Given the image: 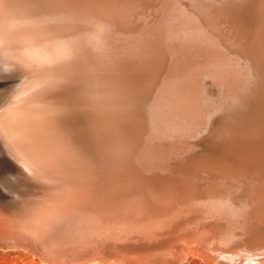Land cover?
Wrapping results in <instances>:
<instances>
[{"label": "bare ground", "instance_id": "obj_1", "mask_svg": "<svg viewBox=\"0 0 264 264\" xmlns=\"http://www.w3.org/2000/svg\"><path fill=\"white\" fill-rule=\"evenodd\" d=\"M119 1L118 3L115 0H0V67L4 65L13 67L14 72L16 71L19 75L16 85L0 98V141L24 170L17 175L25 179L22 180L24 185L38 184L43 188L46 187L45 189L54 190L52 188L54 187L53 181L58 172L59 175L70 174L78 168H74L75 164L68 162L72 161L70 157L73 156L78 161L77 163L90 165V173L97 175L102 180L125 181L126 184H123L122 189H125V197L131 194L130 202L136 201L138 195L146 193L148 201L162 197L160 198L162 202L166 200L169 203L171 199L169 206L175 210L185 208L188 211H193L192 209H194L195 213L210 214L212 212L214 217L219 215L223 217L222 215L225 213L223 209L219 211L214 209V207L218 208L220 203L211 205L214 193L224 190H221L220 185L214 183L216 179L222 180L219 176L214 177L216 176L214 172L216 166L214 171L208 169L215 175L207 172L205 175L208 173L210 175L205 176L206 178L203 177L204 172L201 174L202 177L195 172L192 176L188 175L190 177L186 179L175 180L174 178L177 193L173 197L169 196L171 184L168 183V179H170V175L173 176L171 173H177L172 170L171 166L173 167L177 162V155L184 148L182 147L184 141H181L180 137L190 138L193 133L197 135L198 128L205 123V117L209 115L203 112L204 101L197 98L198 81L195 80H201L211 74L220 75L219 84L236 80V76L232 77L235 79L231 78L235 68L230 67L233 64L228 61L230 56L228 59L226 54L221 53L223 50L205 45L211 39L201 40L200 38L206 37V34L204 35L205 31L197 30V28L191 34L193 36L191 41H183L176 37L166 38L167 42H163L165 67L160 71L162 74L158 79L161 81L158 88L154 90V97L150 101L148 110L142 112L137 107L140 106V101L135 100L132 95L129 96L127 91H125L127 95L120 92L124 89L121 86L124 85L131 89L140 80H130L129 85H120V89L123 88L119 91L122 93L121 96H112V82L105 80L102 60L100 55L96 56L92 51V41L88 36L90 31H88V27L92 25L91 23L99 21L98 24H100V20H102L108 27L111 26L112 31L115 29L114 32L120 33L117 38L121 45L115 46L113 49L125 56L128 54V42L134 41V38L132 39L129 32H126L130 28L123 18L126 15L125 9H123L125 2ZM137 1L139 0H135L132 4L137 6L135 5ZM157 1H160L158 13L163 10L164 14L168 11L167 8L172 5L169 4L173 3L172 0ZM145 5L149 6V4ZM114 6L117 7V11L112 8ZM204 6L202 14L206 21L211 19V22L212 17L216 16L214 14L221 12L224 18L229 21L230 26H236V31L239 26L243 32L256 24L263 26L264 23V12L261 10L264 6L263 0L258 3L256 0H222L216 5ZM129 7L130 10L132 6ZM137 8L139 7L132 8L131 13L132 11L134 13L136 10L133 9ZM201 10L199 7L198 11L201 12ZM164 14H160V16ZM112 16L117 18V22L113 21ZM126 17L129 16L126 15ZM193 28L194 26L191 29ZM161 30L163 29L161 28ZM110 33L113 32L110 31ZM180 37L182 39V36ZM97 39L100 40V36ZM261 39H264V32ZM119 55L118 57H120ZM259 55L261 56V54ZM111 74L109 73V76ZM237 75L239 76V74ZM133 91L131 89V94ZM114 99L117 110L120 105L122 114L118 115L116 107L113 108ZM259 99H255V104H258L256 110L259 111L257 115L263 114L264 116V97ZM242 109L244 112L245 108L242 107ZM127 115H130V118H125ZM180 116L184 119L187 117L186 127L182 125L189 132L178 136L177 131L182 128L178 119ZM262 117L259 116V119ZM252 121L253 119L250 123ZM258 121L260 122V120ZM262 124H264V117ZM261 128L264 130V126ZM249 133L251 134V132ZM207 138L206 141H208ZM203 139H205L204 136ZM253 139L255 142L252 140L253 142L247 148L254 156L261 159L264 152V136L257 139L255 136ZM249 140L251 141V139ZM186 149L188 148L186 147ZM208 161L211 162V160ZM222 163L221 166L224 167L225 164ZM183 164H186V161ZM187 167H190L189 164ZM227 167L224 169L229 171ZM219 168L217 169L220 170ZM191 170L193 171V169ZM184 171L186 174L188 170ZM195 171L197 170L195 169ZM228 173L230 174V172ZM186 191L190 193L188 194ZM219 193L222 194L223 191ZM186 234L181 241L179 240L184 243L181 244L184 250L179 253L178 257L180 263L199 264V260L194 256L198 250H192L191 247L186 249L184 246L187 244L194 246L198 241H195L190 230ZM242 258L245 257L242 256Z\"/></svg>", "mask_w": 264, "mask_h": 264}, {"label": "water", "instance_id": "obj_2", "mask_svg": "<svg viewBox=\"0 0 264 264\" xmlns=\"http://www.w3.org/2000/svg\"><path fill=\"white\" fill-rule=\"evenodd\" d=\"M140 5L139 10L143 11L139 16L141 20L136 15V22L133 20L139 30L133 29L135 31L130 37L134 41L128 42V51L134 54L132 62L138 64L136 68H128L125 59L118 57L113 49L121 45L117 38L120 33L114 32L115 29L112 31L111 26L109 28L102 20L100 24L98 21L88 27L91 49L96 56L100 55L105 80L112 81L114 91L117 88L114 83L129 85L130 80L127 79L137 73V68L140 73L146 70L142 69L146 67L143 57L155 62L159 57H162L161 60L165 57V32L161 31L160 16L157 19V15L151 12L152 6ZM261 10L264 12V6ZM158 14H164V11ZM112 19L117 22L115 16ZM99 36L100 40L97 39ZM108 72L112 73L111 76ZM18 80L19 75L13 67L1 66L0 98ZM115 103L114 99V109ZM118 106L119 115L121 107ZM127 117L130 118V115ZM239 139L247 141L242 137ZM189 156L185 152L182 159L187 160ZM70 158L72 161H67L78 168L74 173L64 175H59L57 171L54 190L38 184L27 186L22 183L23 178L17 176L24 170L0 141V249H23L51 264L95 261L110 264H181L178 257L184 250L181 247L184 243L180 241L190 230L198 242L194 246H184L198 250L194 256L199 264H230L219 256L218 251L225 250L224 246H243L246 251H252L245 254L244 261L248 263H242L241 258L236 264H264V250L259 253L254 250L256 246L264 248V194L240 205L212 200V206L223 204L214 207L218 211L223 209V217H214L212 212L195 213L194 209L175 210L169 206L171 199L169 203L166 200L162 202V197L149 200L147 204L146 193L130 202L131 194L125 197V189H122L125 181L102 180L90 173V165L77 163L73 156ZM168 183L171 184L169 196L173 197L177 193L174 176L168 179Z\"/></svg>", "mask_w": 264, "mask_h": 264}, {"label": "rangeland", "instance_id": "obj_3", "mask_svg": "<svg viewBox=\"0 0 264 264\" xmlns=\"http://www.w3.org/2000/svg\"><path fill=\"white\" fill-rule=\"evenodd\" d=\"M115 1H118V3H119V0H115ZM121 1L125 2L124 3L125 8L123 7V9H125V14L127 16H129V17H126V15L123 16L124 22L126 21L125 23L130 28V29L128 28L129 30L126 32H129V34L131 35L132 31L139 30V27L137 26L136 23L133 22V20L136 22L137 19L136 20L134 19L135 15L137 18H139L140 14H142L143 11L139 10L141 8V6H140L141 2H139V1H143V0L137 1V3H135V5H137V6H134V4H132L133 2H135V0H133V1L131 0L129 2H128V0H121ZM156 1L157 0H145L142 3L146 2L144 4H149V6L151 5L152 6L151 12L155 13V15H158L157 19H159L160 14H158V6H159L160 1H158V3H156ZM172 1H173V3L169 4V5H171V4L172 5L167 8L168 11L163 16L161 15L160 19L158 20L159 24L161 25V28L163 29L161 31H164L166 33L164 35L163 42H167L166 38H168V37H173V38L176 37V38L183 40V41H191V40H193V38H192L193 36L191 34L195 28H197V30L199 29L200 31L201 30L205 31L204 35L206 34V37L200 38V39L201 40L202 39L203 40H206V39L209 40V38H210L211 40H209L208 42L205 41L206 42L205 45H208V46L211 45V47H214L216 49L219 48L218 50H221V51L223 50L222 52L221 51L220 52L222 54H226L228 56V59L230 56V59L228 61L231 62L230 64L233 63L232 65H230V67L233 66L232 68H235L234 69L235 71H234L233 75L231 76V78L236 76L238 79L236 78V80H233V81L231 80L232 82L229 81L226 84L223 82H221V84H219V82H220L219 80H221L219 78L220 75L217 76V74H213V75L211 74L209 76L206 75L205 77H203L204 80H203V78H201V80H195L196 82L198 81L197 82V90L198 91H196L198 96H197V94H196V96L198 99H202L204 101V103H203L204 106L202 105L203 112H204V114H206V115L209 114V115L208 116L205 115L206 121H205V123L202 124L203 126L201 125L198 128L197 135H196V133L192 134L194 136V138L192 135H191L192 137H190V138L183 137V136H182V138L180 137V140L184 141V142H182L183 143L182 147H184L183 148L184 150L181 149L179 151V153L177 155L178 158L176 160L177 162H175V164L173 163L174 164L173 167L171 166L172 164L170 165L172 170L177 172V173H173V174L171 173V174L174 176L175 180L176 179L181 180L180 178H182V179L189 178L190 176H192L193 173L195 174V172L198 175H200L201 177H202L201 174H203L202 172H204V175H203L204 178H206L210 174L211 175L216 174V176H214V177L216 178L219 176L220 178H222V180L216 179V181H214V183L220 185L221 190L222 189H224V190H222L223 191L222 194L219 193L222 191L214 193V195L212 197L213 198L212 200L214 202H218V201L222 202V200H223L224 202L228 203L229 205H240L242 203H249L254 197H258L259 194H261V195L264 194V154H263L262 158L260 159L256 155L254 156L253 153H251L250 149L248 150V148H247L248 145L251 144L255 140V139H253V138H255V136H256V139L260 136L261 137L264 136V133H263L264 130H263V128H261L264 126V124H262L264 116H263V114H260L259 116H261V117L263 116V117L261 119H259V116L257 115V113L259 114V111H258V109L256 110L258 104L257 103L255 104V101L257 99L260 100L259 99L260 97H264V72H263L264 71V65H263L264 58H262V57H264V45H263L264 39H261L262 33L264 32V23H263V26H262V24L261 25L256 24L255 26L251 27V29H249V30L246 29V31H243V32L239 26L237 28V31H236V26H234V27L230 26L229 21L227 20V18H224V15L221 12H220V14L215 13V11H213L215 14L213 12H211L212 14L216 15L214 18L212 17L211 22H210V20H211L210 18H209L210 20H207L208 21L207 22L205 17L202 14V11H203L202 7L204 5H208V4L209 5L215 4L216 5L220 2H222V0L221 1H219V0H195V2H194V0H172ZM248 1H253V0H248ZM260 1L261 0H256V3L260 2ZM195 3H196V6H195ZM202 3H204V4H202ZM130 5L132 6L130 10H132V8L139 7L137 9H133V10H136V11H134V13L135 12H137V13L134 14L133 11L131 13V11L129 10ZM116 6H114L112 8H114L116 10V8H117ZM199 7H200V10L202 9L201 12L198 11ZM204 7H207V6H204ZM155 10L157 13L155 12ZM171 10L174 12H172ZM128 14H130V15H128ZM185 17H187V18H185ZM139 19L141 20V18H139ZM186 24H189V25H186ZM191 25L194 26L193 29H191L192 28ZM205 26L208 27L207 28L208 31H207V29H205L206 28ZM133 29H135V30H133ZM238 31L239 32L241 31L242 33L240 32V34H239ZM162 33L163 32H161V34ZM170 33H171V35H170ZM252 33H253V35H252ZM180 36H182V39ZM185 36L187 37L186 39H185ZM163 47H164V45H163ZM162 53H164L163 50H162ZM128 54H129V56L126 55L127 57L126 56L124 57L123 53L117 52V55H119L122 59H125L126 64L127 63L129 64V65L127 64L128 68L129 67L136 68V66L138 67L137 63L132 62V61H134L133 60L134 55L131 54V52H129V51H128ZM259 54H261L262 57ZM136 56H138V55H136ZM161 59H162V57L161 58L159 57V59H157V61L155 62L152 59H149V58L145 59V57H144L143 60L145 61V64L144 63L143 64H144V66L146 65V67L145 68L143 67L142 69L143 70L146 69V70H144V72L140 73L141 72L140 69L137 68V73L135 72L134 73L135 75H133L127 79V80H140L139 81L140 85L138 82L137 85H134L133 87H131L132 91L134 89V91L132 92L133 94H131V92H130L131 89L129 88L130 89L129 90L126 86L125 87L127 89L124 86H121L124 89L122 88L123 91H120V90H122V89H120L121 88L120 85L118 86L117 83L116 84L114 83L117 86V88L114 91V87L112 86L113 84L111 85L112 90H113L111 92L112 96L118 97L120 94L125 93V91H127L129 96L132 95V97H134L135 100L137 99L138 101H140V104H139L140 106H137L139 108V110H141L142 112L143 111L146 112L149 108L150 101L154 97L153 96L154 90H156L158 88L159 83L161 81V80H158L160 78L159 76H161V74H162V73H160V71L162 70V68L165 67L164 62ZM261 61H262V63H261ZM131 63H132V66H131ZM72 64H74V63H72ZM160 64H162V65H160ZM148 69H149V71H148ZM259 70H262V71H259ZM237 74H239V76ZM133 77H134V79H133ZM152 79H154L153 80L154 82L151 81ZM232 79H235V78H232ZM110 81L111 80H109V81L107 80V82H110ZM148 81H149V85H148ZM258 82H259V84H258ZM259 85H260V87H259ZM198 86L200 87L199 89H198ZM256 86H258V87H256ZM203 88H204V90H202ZM117 89H118V91H117ZM119 91L122 93H119ZM117 92L119 94H115ZM125 94L127 95V93H125ZM199 94H200V96H199ZM208 94H209V96H208ZM210 94H211V96H210ZM261 95H263V96H261ZM205 104H207V105H205ZM244 104H246V105H244ZM134 106H136V105L134 104ZM242 107L245 108L244 112H243ZM248 107H250V108H248ZM246 111L247 112L249 111V113H246ZM251 114H252V116H251ZM226 116H228L229 118H232V119H229ZM219 117H224L225 119L219 118ZM254 117H255V119H254ZM185 118L186 119L182 118L181 116L178 117L179 122H180L179 124H181L180 126H182V128L178 129V131H177L179 133V134L177 133L178 136L180 134H183V133H184L183 135H185L186 133L189 132V130L185 128L186 127L185 124L187 122L186 121L187 117H185ZM252 119H253V121L250 123V121ZM240 120L241 121L243 120V121L241 122ZM258 120H260V122ZM206 122H208V123H206ZM238 123H240L239 126H238ZM247 124H248V126H247ZM242 127H243V129H242ZM249 127H250V130H249ZM249 132H251L252 135ZM236 133H238L240 138L241 137L243 139L248 138L247 141L246 140H244L243 142L240 141L241 139H239V137ZM244 134H247V135H244ZM203 136L205 139H203ZM206 138L208 139V141H206ZM249 139H251V141ZM244 142H246V143H244ZM184 143L187 146H185ZM205 144H206V146H205ZM186 147L189 150L186 149ZM198 150H200V151H198ZM182 152H183V154L185 152L187 154H190V156L188 157L187 160L181 159L182 158ZM205 152H206V154H205ZM226 152H228L230 155H228V153H226ZM203 153H204V155H203ZM222 154L224 155V158L222 157ZM227 157H228V161H227ZM218 158H219V161L217 160ZM221 158H223V159H221ZM208 160H211V162ZM220 160H222V161H220ZM185 161H186L187 165L183 164V163H185ZM193 163H194V165H193ZM207 163H210V164L212 163L211 167H210V164L207 165ZM221 163L223 165L225 164L224 167L221 166ZM229 163H230V165L231 164L232 165L231 166L228 165ZM178 164H179V167H178ZM188 164L190 167H187ZM205 164H206V166H205ZM191 165H193L197 171H195V169L192 168L193 166L191 167ZM185 167H186V169H185ZM202 167L203 168L205 167V168L203 169ZM225 167L229 168V171L226 169L227 170V172H226V170L224 169ZM188 168L193 169V171L191 169H188ZM209 168L212 171H214V169H215V171H214L215 174L211 173V170H208ZM217 168H219L220 170H218ZM184 170H188L186 172V174H185ZM198 171H200V172H198ZM163 172L165 174V171H163ZM207 172H210V174L208 173L207 175H205ZM216 172H218L220 175L217 174ZM228 172H230V174ZM254 173H256V174H254ZM162 174L163 173H161V175ZM164 174H163V176H164ZM176 174H178V175H176ZM188 175H190V176H188ZM173 176L170 175V178H172ZM180 176H182V177H180ZM176 177H178V178H176ZM224 177H226L225 180H224ZM27 180H29V179H27ZM261 180H262V183H261ZM29 181L34 182L33 180H29ZM222 181H224V182H222ZM259 186H261V187H259ZM224 248L227 251L220 249V251H218L220 254L219 256H222L223 258L222 257L221 258L223 259V261H225L226 263H230V264H233V263L236 264L237 262L240 261L242 256L246 257V255H244V254L252 252L249 250L246 251L243 248V246L242 247L237 246L235 248L225 246ZM254 250H255V252L259 253V251L263 252L264 248L262 246L259 248H258V246H256ZM242 259H243V260H241L242 263L247 262L246 260L244 261L245 258H242ZM47 263H49V262L45 263V261L39 260V258H37L35 255H32L23 249H0V264H47ZM49 264H51V263H49ZM86 264H110V263L96 262L95 261V262H90V263H86Z\"/></svg>", "mask_w": 264, "mask_h": 264}]
</instances>
